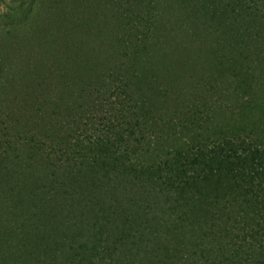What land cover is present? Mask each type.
<instances>
[{
	"label": "trees",
	"instance_id": "trees-1",
	"mask_svg": "<svg viewBox=\"0 0 264 264\" xmlns=\"http://www.w3.org/2000/svg\"><path fill=\"white\" fill-rule=\"evenodd\" d=\"M174 1L168 16L156 0H82L46 42L28 148L122 218L112 247L75 264H264V0ZM117 194L144 205L119 212ZM127 239L151 247L118 261Z\"/></svg>",
	"mask_w": 264,
	"mask_h": 264
},
{
	"label": "rangeland",
	"instance_id": "rangeland-1",
	"mask_svg": "<svg viewBox=\"0 0 264 264\" xmlns=\"http://www.w3.org/2000/svg\"><path fill=\"white\" fill-rule=\"evenodd\" d=\"M81 1L0 0V264H75V257L87 254L85 247L103 238L112 247L119 235L122 218L106 209L98 214L89 202L86 175L73 185H56L27 144L28 108L51 88L46 42L66 33ZM156 1L168 16L175 9L174 0ZM115 200L117 211H136L145 197L117 194ZM116 245L114 258L125 262L139 259L150 246L134 239Z\"/></svg>",
	"mask_w": 264,
	"mask_h": 264
}]
</instances>
